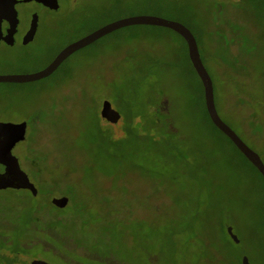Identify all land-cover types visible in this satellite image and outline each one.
Returning <instances> with one entry per match:
<instances>
[{"label":"rangeland","instance_id":"obj_1","mask_svg":"<svg viewBox=\"0 0 264 264\" xmlns=\"http://www.w3.org/2000/svg\"><path fill=\"white\" fill-rule=\"evenodd\" d=\"M61 2L28 58L0 47V75L39 71L69 41L119 18L177 20L196 36L219 115L264 161V0H78L73 15ZM222 27L239 34L240 73ZM104 100L118 122L102 120ZM204 107L183 37L155 25L114 30L47 77L0 82V121L29 119L12 152L39 190L38 202L26 189H0V253L21 250L24 264H264V178ZM158 108L187 158L161 150L162 129L142 124ZM62 195L71 199L61 211L43 208Z\"/></svg>","mask_w":264,"mask_h":264},{"label":"water","instance_id":"obj_2","mask_svg":"<svg viewBox=\"0 0 264 264\" xmlns=\"http://www.w3.org/2000/svg\"><path fill=\"white\" fill-rule=\"evenodd\" d=\"M16 0H0V40L4 38L2 34V21L8 20L11 25L16 23V9L14 7ZM50 7L57 8V0H37ZM155 25L167 27L183 37L187 45L189 60L195 69L203 86V95L205 107L212 123L223 132L238 148V150L251 162V164L260 172L264 178V161L257 151L251 148L237 132L227 124L219 115L214 99V86L211 75L205 67L195 35L184 23L156 15H133L119 18L117 20L105 23L84 36L65 45L53 58V60L39 71L20 74H2L0 82H31L52 74L58 66L73 52L93 43L106 34L119 28L129 25ZM100 116L106 123H116L121 118V113L116 110L109 100L102 101ZM27 121L12 122L0 121V164L4 170L0 171V189H28L33 196L39 192L36 185L30 180L28 174L21 168L18 158L12 153L15 144L25 138ZM51 202L58 208H63L69 202V197L64 195L52 197ZM231 237L238 241L231 227H228ZM30 264H50L43 260H31ZM242 264H250L247 256L242 257Z\"/></svg>","mask_w":264,"mask_h":264},{"label":"flooded vegetation","instance_id":"obj_3","mask_svg":"<svg viewBox=\"0 0 264 264\" xmlns=\"http://www.w3.org/2000/svg\"><path fill=\"white\" fill-rule=\"evenodd\" d=\"M77 1L78 0H70L68 12L72 15L77 12V9H78V8H76V5L78 3ZM57 2H58V7L53 8V7H50V6L44 4L40 1H37V0H16L14 7L16 9L17 21L13 25H11L10 22L6 19H4L2 21V34H3L4 38H2L0 40V47L6 46V47H10V48H18L19 50H21V53H22L21 56L28 58V46L35 41L37 35L39 34V32L41 30V27L44 25L45 22H47L51 18V16L55 12L60 11L62 9L63 3L61 2V0H57ZM87 16H88V14H86V12L80 11V15H79L80 19H82L84 21L87 18ZM92 30H94V29H92ZM92 30L87 31L82 36L91 32ZM82 36H79L76 39H78ZM238 36H239V34L236 31H232L231 29H228L226 27L221 28L220 37L222 38V41L225 42L224 45H225L226 49H228L229 51L232 50L231 53L234 54L233 57L235 59V65H236L235 70H236V72L240 73L239 71H240L241 67L245 66V65H244V61L241 60L242 59L241 55H240L241 52L238 48V43L236 42L237 41L236 38ZM195 38H196V36H195ZM76 39H74V40H76ZM74 40H71L68 43H70ZM196 41H197V39H196ZM68 43H66L65 45H67ZM65 45H63L62 48ZM233 45H235L237 47H234ZM224 53H225V55H224ZM224 53L222 54L221 59H222V63L225 64L226 59H227V54L229 52L226 51ZM69 56H71V55H69ZM69 56L67 58H69ZM67 58L64 59V61L67 60ZM223 67H225V66H223ZM28 120L29 119L22 120V121H27L26 132H27L28 123H29ZM3 121H5V120H3ZM12 122H21V121L19 120V121H12ZM25 137H26V133H25ZM3 170H4V166L2 164H0V171H3ZM26 190L28 191V189H26ZM62 196H64V195H62ZM67 196L69 197V201H70V199H71L70 196L69 195H67ZM241 264H242V260H241Z\"/></svg>","mask_w":264,"mask_h":264},{"label":"trees","instance_id":"obj_4","mask_svg":"<svg viewBox=\"0 0 264 264\" xmlns=\"http://www.w3.org/2000/svg\"><path fill=\"white\" fill-rule=\"evenodd\" d=\"M184 40V39H183ZM185 41V40H184ZM186 44V42H185ZM186 51H187V45H186ZM188 54V52H187ZM191 64V62H190ZM192 66V64H191ZM193 68V66H192ZM194 70V68H193ZM195 72V70H194ZM196 73V72H195ZM197 74V73H196ZM201 81V80H200ZM205 108V112H206V115H207V118H208V121L209 123L214 126L216 129H218L211 121L209 115H208V112L206 110V107ZM169 115L168 114H165L163 115L162 111L158 109H154L153 110V113L152 115H150L147 119V121H143V125H145L146 123L147 124H151L152 126H154V128H159V129H162L161 131V138L159 139H156V144H158V146L160 147L161 150L163 149H167L170 153H175L176 154V157H184L187 158V149L186 147L184 146V143L182 141V139H180L178 136V130H176V128H173L172 127V124H171V121H167L166 122V119H168ZM163 127L165 129H163ZM219 130V129H218ZM223 133V132H222ZM166 134H168L169 137L166 136ZM174 135L176 136V138H172L170 137L171 135ZM224 134V133H223ZM225 135V134H224ZM226 136V135H225ZM166 137V138H164ZM227 137V136H226ZM228 138V137H227ZM229 139V138H228ZM230 140V139H229ZM231 141V140H230ZM232 142V141H231ZM233 143V142H232ZM236 147V146H235ZM248 160V159H247ZM249 161V160H248ZM250 162V161H249ZM251 163V162H250ZM256 169V168H255ZM28 193L29 190H28ZM33 198L35 200H37L39 202V198L38 197H34ZM43 208L50 214H54V210L59 212L61 211L62 209L61 208H58L52 204H47V203H44L43 204ZM35 211V210H34ZM47 226V225H46ZM45 226V227H46ZM24 258V255L21 254V250H18V249H15L12 254H6V253H0V264H24V262H26L25 260H23Z\"/></svg>","mask_w":264,"mask_h":264}]
</instances>
